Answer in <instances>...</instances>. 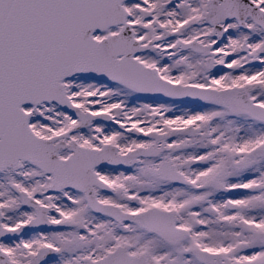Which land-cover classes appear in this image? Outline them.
<instances>
[{"label":"snow or ice","instance_id":"1","mask_svg":"<svg viewBox=\"0 0 264 264\" xmlns=\"http://www.w3.org/2000/svg\"><path fill=\"white\" fill-rule=\"evenodd\" d=\"M0 264H264V0H0Z\"/></svg>","mask_w":264,"mask_h":264}]
</instances>
